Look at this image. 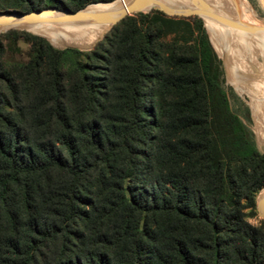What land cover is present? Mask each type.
<instances>
[{
	"label": "trees",
	"instance_id": "16d2710c",
	"mask_svg": "<svg viewBox=\"0 0 264 264\" xmlns=\"http://www.w3.org/2000/svg\"><path fill=\"white\" fill-rule=\"evenodd\" d=\"M219 57L201 18L159 10L88 50L1 33L0 264H264V152Z\"/></svg>",
	"mask_w": 264,
	"mask_h": 264
},
{
	"label": "bare ground",
	"instance_id": "6f19581e",
	"mask_svg": "<svg viewBox=\"0 0 264 264\" xmlns=\"http://www.w3.org/2000/svg\"><path fill=\"white\" fill-rule=\"evenodd\" d=\"M133 0H114L110 3L89 4L82 13L88 14L93 12H104L110 9L113 12L119 10H128L129 3ZM164 3L171 11L180 10H198L201 6H206L208 10L215 12L233 21H241L247 23L244 19L228 14L219 9L209 0H158ZM149 7L145 8L148 10ZM67 13L55 10H46L40 14L44 21L34 24L25 25L24 23L14 20L0 27V32L7 29L21 28L42 35L53 42H59L63 46H74L78 48L90 47L98 39L104 36L107 30L111 27L106 24L78 25L75 21L55 22L49 21L56 16L65 17ZM83 15V16H84ZM207 33L209 32L215 41V47L222 55L229 69H237L244 74L247 81L251 106L256 125L257 144L260 149H264V69L261 68L255 61L251 48H247L242 42L239 34L231 28H228L212 19L203 18ZM257 42L261 44L264 51V45L256 32H248ZM209 35V34H208ZM258 203L261 205L264 202V186L261 188L258 195ZM264 209V206H262Z\"/></svg>",
	"mask_w": 264,
	"mask_h": 264
},
{
	"label": "rangeland",
	"instance_id": "374dc122",
	"mask_svg": "<svg viewBox=\"0 0 264 264\" xmlns=\"http://www.w3.org/2000/svg\"><path fill=\"white\" fill-rule=\"evenodd\" d=\"M209 1H211L219 9L227 12L228 14L233 15V16H237L241 19H244L249 24L258 27L259 30L255 31V32H256L257 36L261 39L262 44L264 45V0H209ZM47 4H50L49 0H41V5H42L41 10L54 8L51 6H46ZM89 4H92V3H89ZM89 4H87V5H89ZM152 10H158V9H152ZM148 12H150V11L143 12V13H148ZM168 16H170V15H168ZM203 23H204V21H203ZM204 25H205V23H204ZM205 28H206V26H205ZM14 29L16 30L17 28H14ZM9 30H12V29H9ZM17 30H23V31L27 30L26 32L29 31L28 29H26V30L17 29ZM206 30H207V28H206ZM6 31H8V30H6ZM6 31H2V32H0V34L6 32ZM235 31L239 34L240 38L242 39V42L244 43L245 46H247V48L250 46L249 48H251L253 53L258 51L257 53H255L253 55L254 61L261 68L264 69V51H263V47L261 46V44L259 42H257L248 32H243V31H239V30H235ZM29 33L36 34V33L31 32V31H29ZM208 34L211 36V34L209 32H208ZM36 35H39V34H36ZM39 36H42V35H39ZM42 37H44V36H42ZM44 38H46V37H44ZM211 38L215 44V41H214L212 36H211ZM46 39L55 47H57L59 44V42H53V41L49 40L48 38H46ZM100 39H98V40H100ZM19 45L23 49H28V45L25 44L23 41H19ZM86 48H89V47H82L81 49L85 50ZM216 50H217L218 54L220 55L218 49H216ZM220 56L222 57V55H220ZM222 59H223V57H222ZM222 59H221V61H222ZM223 62H224V65H223ZM222 69H223V87L225 88V90L227 91V93L229 95L230 107H231L232 111L234 113H236L239 117H241V119L244 121L245 125L254 134V139H255V143H256L258 150L260 152H264V149H260L258 147V144H257V142H258L257 141L258 140L257 139V132H256L257 128H256V125L254 122V117H253V112H252V106H251V101H250L251 100L250 91H249L247 81L244 77V74L241 71H238L237 69H234V68L229 69L226 62L224 61V59L222 61ZM246 109L249 110L250 120H247L245 118ZM260 190L255 194L256 195L255 202L257 201V203H258L257 198H258V195L260 193ZM258 205H259V203H258ZM260 212L264 213V209L261 210V208H260ZM262 219L263 218L258 216L256 206H255V216H252L251 218H249V220L255 224H258L259 220H262Z\"/></svg>",
	"mask_w": 264,
	"mask_h": 264
},
{
	"label": "water",
	"instance_id": "95a60500",
	"mask_svg": "<svg viewBox=\"0 0 264 264\" xmlns=\"http://www.w3.org/2000/svg\"><path fill=\"white\" fill-rule=\"evenodd\" d=\"M113 1L114 0L99 1V2H94L92 4L110 3ZM147 7H149L148 10H145V8ZM83 9L84 8L73 11L69 8H66V9L50 8V9H43V10H38V11H28V12H0V27L14 20L20 21L24 23L25 25L44 21L45 19H43V17H41L40 14L46 10H55L57 12L63 11L67 13L65 17L56 16L53 19H48L49 21H55V22L75 21L78 23V25L106 24L112 27L114 24L119 22L121 19H123L127 15H133L138 12H147V11H151L152 9H158L162 11L163 13L170 15V16H179V17L198 16L199 18L202 19V21H203V18L206 17L228 28L243 31V32H255L259 30V28L254 25L243 23L238 20L233 21L215 12H212L208 10V8H206V6L204 5L201 6L198 10H185L184 9V10L175 12V11H171L164 3H161L158 0H133L129 3L128 10H119L116 13L111 11L110 9H107L104 12L103 11L93 12V13H88L84 15L82 13ZM203 26L205 27L204 23H203ZM18 29H21V28H18ZM95 43L91 47L86 48L85 50L92 48L95 45ZM67 47H72V48L83 50L81 48L74 47V46H64V47H56V48L63 49ZM223 65H224V62H223ZM262 206H264V202H262L261 205L260 204L258 205L256 201V210H257L258 216L264 219V213L260 212V208L262 210Z\"/></svg>",
	"mask_w": 264,
	"mask_h": 264
}]
</instances>
